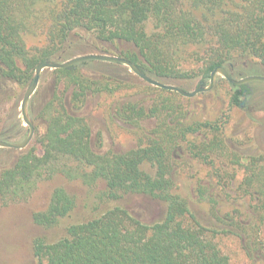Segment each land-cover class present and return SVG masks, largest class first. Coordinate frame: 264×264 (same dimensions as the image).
Returning <instances> with one entry per match:
<instances>
[{"label": "trees", "instance_id": "16d2710c", "mask_svg": "<svg viewBox=\"0 0 264 264\" xmlns=\"http://www.w3.org/2000/svg\"><path fill=\"white\" fill-rule=\"evenodd\" d=\"M198 9L202 13L196 16L193 10ZM30 27L45 28L47 39L33 55L21 35ZM81 34L126 45L118 56L157 80L174 77L176 53L187 44L207 45L204 79H210L217 66L225 67L233 76L237 59L250 57L264 65V0H0V76L20 85L30 84L40 61H61L65 46ZM53 71L63 77L71 93L67 96L61 92L56 103H47L42 116L45 132L29 149L14 150L19 151L16 160L0 170V206L25 198L45 173L60 172L69 178L78 177L88 186L104 181L107 199L144 194L163 202L165 210L160 219L144 222L116 205L97 217L66 226L65 235L56 241L37 237L32 243L37 264H230L216 240L227 232L238 235L248 252L256 242V230L243 228L244 234L200 222L173 182V152L179 147L178 140L187 133L218 130V125L166 124L161 115L175 111L169 97L176 98L179 93L152 87L161 105L155 102L148 112L126 102L115 111L134 125L146 117L158 118L161 122L150 132L151 137L125 152H100L91 144V127L76 110L83 106L88 91L114 96L124 86L84 78L78 64ZM231 88L233 105L242 106L240 98L252 96L249 83L232 84ZM0 139L15 138L0 132ZM190 145L196 149L195 158L219 153L209 144ZM243 168L239 189L251 201L250 225L257 226V212L264 221V156L250 157ZM196 190L202 199L210 195L202 184ZM74 206L73 196L56 187L47 207L32 218L36 225L52 228Z\"/></svg>", "mask_w": 264, "mask_h": 264}, {"label": "rangeland", "instance_id": "374dc122", "mask_svg": "<svg viewBox=\"0 0 264 264\" xmlns=\"http://www.w3.org/2000/svg\"><path fill=\"white\" fill-rule=\"evenodd\" d=\"M193 11L196 16L202 13L201 9ZM27 31L21 35L33 55L37 53L36 49L46 44L45 28L30 27ZM68 45L58 62L90 53L118 56L120 51L127 49L124 44L100 41L92 34H81L74 43L69 47ZM207 49L205 44H187L178 50L174 77L157 80L147 75L186 91H192L200 84L207 85L209 79H204L202 72ZM21 66L24 68L22 64ZM78 67L84 78L115 82L124 86L114 96H109L105 91H88L83 106L76 110L91 127L92 146L100 152H125L146 143L151 137L150 132L161 121L152 116L134 125L124 121L115 111L126 102L138 104L148 112L155 106V102L161 105L158 92L152 88L157 86L147 83L128 66L120 63L112 65L88 60L78 63ZM232 75L234 79L247 75L264 76V65L250 57L240 58L234 62ZM37 83L28 102V113L35 127L34 135L23 150L33 146L34 140L45 132L46 123L42 116L47 103L52 100L56 103L61 92L67 96L71 93V89L66 90L63 77H59L50 68L41 72ZM248 83L252 88V96H242V106L233 105L230 103L232 84L218 73L214 86L209 91L197 93L193 97L180 94L176 98L169 97L175 111L171 115L167 112L161 115L166 124L191 125L196 122H210L219 126L218 130L204 129L187 133L185 138L178 140L179 147L173 152L172 177L176 192L187 199L190 209L200 222L229 231L243 232V228L256 230V242L250 246L248 252L238 235L227 232L217 236L219 247L228 256L230 264H264V221H261L257 212V226L250 225L251 201L239 189L243 167L249 158L264 156V82ZM28 86L29 83L20 85L15 80L0 76V132L14 136V141L22 139L28 132V126L22 120L20 111ZM190 143L209 144L210 148L219 153L211 152L206 159L195 158L193 152L196 149H192ZM18 155L19 151L17 153L13 149L0 147V170L12 165ZM144 168L151 171L148 166ZM198 184L208 189L210 195L206 199H202L197 193ZM56 187L67 190L73 196L75 206L58 225L43 228L34 223L32 216L47 207ZM105 190L106 185L102 180L88 186L80 178H69L60 172L51 175L45 173L37 178L25 198L0 206V264H37L32 250L35 238L56 241L65 235L66 226L97 217L116 205L127 208L144 222L158 220L164 214L165 205L157 199L137 193L124 194L119 199H107L104 196ZM209 198L214 201L209 202ZM215 214H219L221 219Z\"/></svg>", "mask_w": 264, "mask_h": 264}, {"label": "water", "instance_id": "95a60500", "mask_svg": "<svg viewBox=\"0 0 264 264\" xmlns=\"http://www.w3.org/2000/svg\"><path fill=\"white\" fill-rule=\"evenodd\" d=\"M88 60H99V61H106V62H116L120 63L123 65H126L130 68L131 71H133L134 74H136L138 77L146 81L147 83L157 86L162 89L166 90H171L179 93L182 96L185 97H193L197 93L200 92H206L211 90V88L214 86L215 83V78L216 75L219 73L221 74L229 83L233 85H241L244 83L252 82V81H261L264 82V76L262 75H247L244 76L240 79H234L227 69L223 66H217L215 67L210 74V79L207 85H199L196 86V88L192 91H186L183 88H180L176 85L172 84H164L162 82H159L144 72H142L136 64H134L132 61L129 59L122 57V56H117V55H109V54H98V53H90V54H81L74 56L72 58H69L67 60H64L62 62H57V61H51V60H43L40 61L34 70V76L32 81L30 82L27 90L25 91V94L22 98L21 105H20V111L22 115V120L24 123L28 126V133L26 137L20 141V142H11V141H5L0 139V147H6V148H14V149H23L25 148L29 142L31 141L33 135H34V123L31 120L29 113H28V102L31 97V95L34 93L36 90V87L38 85L37 82H39L41 72L45 68H50V69H56V68H67L72 65L78 64L83 61H88Z\"/></svg>", "mask_w": 264, "mask_h": 264}, {"label": "flooded vegetation", "instance_id": "af4514ba", "mask_svg": "<svg viewBox=\"0 0 264 264\" xmlns=\"http://www.w3.org/2000/svg\"><path fill=\"white\" fill-rule=\"evenodd\" d=\"M34 128H35V127H34ZM27 133H28V132H27ZM26 135H27V134H26ZM26 135H25L22 139H20V140H17V141L10 140V141H11V142H20V141H22V140L26 137ZM32 138H33V137H32ZM2 140H3V139H2ZM31 140H32V139H31ZM5 141H8V140H5ZM30 142H31V141H30ZM30 142H29V143H30ZM27 146H28V145H27ZM27 146H26V147H27ZM26 147H25V148H26ZM1 148H6V147H1ZM10 149H13V150H23L24 148H23V149H14V148H10Z\"/></svg>", "mask_w": 264, "mask_h": 264}]
</instances>
